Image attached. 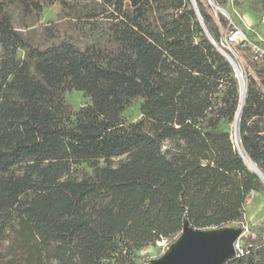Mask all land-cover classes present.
I'll list each match as a JSON object with an SVG mask.
<instances>
[{"label":"trees","instance_id":"obj_1","mask_svg":"<svg viewBox=\"0 0 264 264\" xmlns=\"http://www.w3.org/2000/svg\"><path fill=\"white\" fill-rule=\"evenodd\" d=\"M196 1L220 44L230 19ZM56 3L62 21L38 39L15 24L13 8L28 29ZM235 49L259 79L246 64L238 142L264 174V57ZM74 89L88 99L78 109ZM240 103L191 0H0V264H142L185 223H243L264 182L226 127ZM243 241L225 264H264L262 233Z\"/></svg>","mask_w":264,"mask_h":264},{"label":"rangeland","instance_id":"obj_2","mask_svg":"<svg viewBox=\"0 0 264 264\" xmlns=\"http://www.w3.org/2000/svg\"><path fill=\"white\" fill-rule=\"evenodd\" d=\"M208 1H211V3L213 4L215 19L219 20V16L216 12L220 11L228 19H230V24L232 25V27H234L233 30L231 29L232 27H229V25L226 29L223 30V40L220 44L223 46V48L232 51V53L234 54V58L243 73L245 87L247 86L248 82L246 73L247 71L245 68L246 64H248V73L252 74L257 80H259L256 75L254 66L249 61V58L252 57V53H250L248 50L237 52L235 46H237L241 42V39L233 40L229 43L226 41V36L231 35V37H233V32L244 30V32L248 36L247 44L249 46H251V43H256L259 46L264 45V7L262 6L261 0H239L240 4L234 3L235 0H227L226 5L223 7L216 5L213 0ZM65 12L67 13V10ZM13 13L15 24L20 29L24 30L25 33L30 38H32V40H36L39 38V34L45 26H50L62 21L61 18L63 15V10L62 6L59 3L45 8L40 21L37 24H33L28 29L21 28L23 26V23L25 22V19L21 16L19 10L13 8ZM241 36H243L242 33ZM19 55L23 56L24 51L20 50ZM66 99L69 103L72 104L74 109H78L88 102V99L84 96L83 92L76 89L67 92ZM124 115L129 121H135L139 119V102H136L127 110H125ZM235 123L236 122L233 121L229 125H226V127L231 128L234 140L236 138L234 129ZM255 222L257 223L254 225ZM244 223L250 225L254 230L253 234L251 235L253 238L257 237L258 233L264 232V193L255 192L249 196L247 204L245 206V221L243 223L234 222L221 228L204 230L212 232H222L234 229L241 231L243 229ZM182 236L183 232L179 237L173 239L172 241L161 240L154 245H150L142 249L140 251V254L143 258L142 264H156V262L158 261H163L173 251L174 247L179 243Z\"/></svg>","mask_w":264,"mask_h":264},{"label":"water","instance_id":"obj_3","mask_svg":"<svg viewBox=\"0 0 264 264\" xmlns=\"http://www.w3.org/2000/svg\"><path fill=\"white\" fill-rule=\"evenodd\" d=\"M191 2L209 38L220 50V52L231 62L235 70L236 76L239 80L242 99L243 87H245L242 71L240 70L233 55L229 53L225 48H223V46L219 44L209 33L203 20V17L200 13L197 1L191 0ZM245 100L246 92L244 93L243 99L239 105L235 118V122L238 124V126ZM235 142L249 168L255 173H257L264 182V174L260 171L256 164H254L243 153L236 138ZM241 232L242 230L239 231L234 229L222 232L205 231L204 229L192 228L188 225V223H185L183 229V236L179 243L174 247L173 251L163 261H158L156 262V264H225L226 260L236 254L235 243L240 238Z\"/></svg>","mask_w":264,"mask_h":264},{"label":"built area","instance_id":"obj_4","mask_svg":"<svg viewBox=\"0 0 264 264\" xmlns=\"http://www.w3.org/2000/svg\"><path fill=\"white\" fill-rule=\"evenodd\" d=\"M233 33H234L233 37H231V35L229 36V40L230 41L237 40V39H241V41H246V42L248 41L247 36L243 32V30L242 31H235ZM241 33H242L243 36H241ZM226 41L228 42L227 38H226ZM251 47H252V50L254 51L255 57L257 59H260V58L264 57V45L263 46H259L256 43H251ZM252 234H253V229L251 228V226L248 225L247 223H244L243 224V229H242V232H241V236L237 240V242L235 243L236 255H241V254H244L246 252V250L244 248V245H243V243H244L243 238L245 236L252 235ZM262 239L264 241V232L262 233Z\"/></svg>","mask_w":264,"mask_h":264},{"label":"bare ground","instance_id":"obj_5","mask_svg":"<svg viewBox=\"0 0 264 264\" xmlns=\"http://www.w3.org/2000/svg\"><path fill=\"white\" fill-rule=\"evenodd\" d=\"M245 88L246 87H243V95H242V99H243V96H244V93L246 92L245 91ZM242 99H241V101H242ZM234 129H235V136H236V139L238 140V124L237 123H235V125H234Z\"/></svg>","mask_w":264,"mask_h":264},{"label":"crops","instance_id":"obj_6","mask_svg":"<svg viewBox=\"0 0 264 264\" xmlns=\"http://www.w3.org/2000/svg\"><path fill=\"white\" fill-rule=\"evenodd\" d=\"M257 222L254 223V225L256 224Z\"/></svg>","mask_w":264,"mask_h":264}]
</instances>
